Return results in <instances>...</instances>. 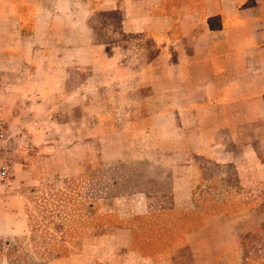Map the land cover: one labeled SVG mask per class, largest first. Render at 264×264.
<instances>
[{
    "label": "rangeland",
    "instance_id": "374dc122",
    "mask_svg": "<svg viewBox=\"0 0 264 264\" xmlns=\"http://www.w3.org/2000/svg\"><path fill=\"white\" fill-rule=\"evenodd\" d=\"M104 1L13 2L22 35L31 34L37 11L54 23L41 26L35 40L25 45L27 52L5 68L21 70L22 86L28 68L45 65L48 72L41 82L52 98L45 106H0L8 131L3 157L9 165L7 174L0 175V264L9 262L8 245L15 246V255L41 264H155L176 250L182 251L181 264H264L263 183L240 186L231 170L210 181L196 177L188 206L156 198L169 191L171 178L154 162L149 165L148 151L157 142L137 131L132 113L138 93L124 87L140 81L141 69L149 68L142 78L154 77L150 67L156 70L157 40L164 33L125 32L122 12L109 9ZM190 1L198 0H160L149 13L176 20ZM10 29L0 27L3 43ZM76 57L82 67L71 84L82 85L81 99L63 105L64 72L75 65L71 60ZM33 89L37 87L14 92L26 100ZM123 128L128 130L126 139L112 134ZM252 208L258 213L251 223L236 229L230 220L218 217ZM208 219L206 232L191 233ZM35 221L40 224L35 225L33 240ZM42 228L62 239L65 254L47 258L34 252Z\"/></svg>",
    "mask_w": 264,
    "mask_h": 264
},
{
    "label": "crops",
    "instance_id": "0c3cea01",
    "mask_svg": "<svg viewBox=\"0 0 264 264\" xmlns=\"http://www.w3.org/2000/svg\"><path fill=\"white\" fill-rule=\"evenodd\" d=\"M159 1L103 3L122 12L121 26L125 32L164 33L157 40L156 70L150 67L154 77L142 78L149 70L144 68L139 71L140 81L124 87L138 93L135 99L133 96L132 113L137 131L157 142L148 151L149 165L153 167L154 162L156 169L171 178L169 191L157 194L156 198L168 199L173 206L181 205L180 201L188 206L196 177L210 181L226 176L231 170L236 172L240 186H261L264 184V0L190 1L183 6L187 12H180L176 20L171 16H150L151 5ZM13 2L0 0V27H12L7 31L8 45L0 39V106H45L52 98L41 82L47 67L40 63L28 68L27 81L18 86V75L23 73L5 65L22 57L27 52L25 45L35 40L39 28H48L54 19L37 11L31 34L22 35L23 23ZM169 30L172 32L168 33ZM33 50L34 46L30 52ZM81 60L76 57L71 60L75 65L65 69L61 85L63 105L81 99L82 85L71 84L73 75L82 67ZM27 86L37 89L26 100L14 92ZM112 134L126 139L128 130L118 129ZM257 213L258 209L252 208L218 217L230 220L231 228L236 229L251 223V216ZM209 222L210 219L206 220L201 230L191 233L206 232ZM181 252L173 251L170 257L155 264H181Z\"/></svg>",
    "mask_w": 264,
    "mask_h": 264
},
{
    "label": "trees",
    "instance_id": "16d2710c",
    "mask_svg": "<svg viewBox=\"0 0 264 264\" xmlns=\"http://www.w3.org/2000/svg\"><path fill=\"white\" fill-rule=\"evenodd\" d=\"M45 205L46 204L43 205V212H44V210L47 209V206H45ZM223 214L229 215L228 213L227 214L223 213ZM29 216L33 217L34 215H29ZM45 216L46 215H44L42 217V219H45ZM49 222H51V221H49ZM261 223L263 224L264 220ZM38 224H40V223H38L37 221H35L31 224V226H32L31 227L32 228L31 233L33 235V236L31 235V237L33 240H35L36 233L38 230V226L36 227L35 225H38ZM55 225H56L55 228L57 229V231L61 232V237H63V231L60 229L59 224H55ZM263 226H264V224H263ZM39 236L41 237V241H35V248H34V252L36 254H38L39 257H41V256H45L47 258H49V257H60L66 253L67 247L63 244L62 239H57L53 233H49L44 228H42L41 229V235H39ZM46 237H48V238H46ZM4 247L6 248L5 254H7L10 257L8 264H41V262H36L33 259H32V261L28 262L24 256L15 255L16 248L14 245H8V246H4Z\"/></svg>",
    "mask_w": 264,
    "mask_h": 264
},
{
    "label": "built area",
    "instance_id": "2783aa9c",
    "mask_svg": "<svg viewBox=\"0 0 264 264\" xmlns=\"http://www.w3.org/2000/svg\"><path fill=\"white\" fill-rule=\"evenodd\" d=\"M7 127L5 122L0 117V175L5 176L8 171L9 165L6 159L3 157L4 153V141L7 139Z\"/></svg>",
    "mask_w": 264,
    "mask_h": 264
}]
</instances>
